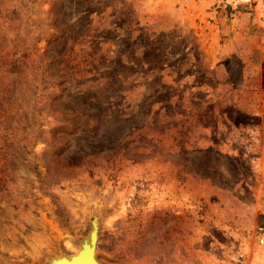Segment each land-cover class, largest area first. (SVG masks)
I'll use <instances>...</instances> for the list:
<instances>
[{
    "label": "rangeland",
    "instance_id": "1",
    "mask_svg": "<svg viewBox=\"0 0 264 264\" xmlns=\"http://www.w3.org/2000/svg\"><path fill=\"white\" fill-rule=\"evenodd\" d=\"M95 217L100 264L264 246V0H0V264Z\"/></svg>",
    "mask_w": 264,
    "mask_h": 264
},
{
    "label": "crops",
    "instance_id": "2",
    "mask_svg": "<svg viewBox=\"0 0 264 264\" xmlns=\"http://www.w3.org/2000/svg\"><path fill=\"white\" fill-rule=\"evenodd\" d=\"M215 249L212 248V249H206L204 254L201 256V261L202 259L205 261V263H195V264H231V263H225V262H221V263H215L213 261H208V259H212V258H209L208 257V254L211 253L212 255V252H214ZM220 253H222V257L224 260V258L226 259V261L228 260L229 258V262L232 261L230 259V256L231 257H234L236 259V261L233 262V264H264V246L263 245H258L257 248L252 252V254H247L249 255V258L245 261H247L246 263L243 262V260H240V257L238 254L240 253H243L244 254V258L246 257V252H245V249L241 248L239 253H235V252H231V250L229 251H225V249H221L219 250ZM214 255V254H213ZM251 258V260H250ZM249 261H252V263H249Z\"/></svg>",
    "mask_w": 264,
    "mask_h": 264
},
{
    "label": "water",
    "instance_id": "3",
    "mask_svg": "<svg viewBox=\"0 0 264 264\" xmlns=\"http://www.w3.org/2000/svg\"><path fill=\"white\" fill-rule=\"evenodd\" d=\"M97 239H98V223H97V218L95 217V219L93 220V229L91 230L89 237H85L81 243L80 248L77 250V252L74 254H71L70 257H67V258L69 260H72L74 259V257H80L83 255L84 256L90 255L92 257L95 252ZM48 264H82V263H81V260H78L77 263H73V262H69L66 259L60 257V258L53 259ZM94 264H100V262L98 260H95Z\"/></svg>",
    "mask_w": 264,
    "mask_h": 264
},
{
    "label": "bare ground",
    "instance_id": "4",
    "mask_svg": "<svg viewBox=\"0 0 264 264\" xmlns=\"http://www.w3.org/2000/svg\"><path fill=\"white\" fill-rule=\"evenodd\" d=\"M92 257L90 255H87V256L83 255V256H80V257H74V259H72V260H69V259H66V260L69 261V262H73V263H77L78 260H81L82 264H94L95 260H97L96 256H95V252H94V255Z\"/></svg>",
    "mask_w": 264,
    "mask_h": 264
},
{
    "label": "built area",
    "instance_id": "5",
    "mask_svg": "<svg viewBox=\"0 0 264 264\" xmlns=\"http://www.w3.org/2000/svg\"><path fill=\"white\" fill-rule=\"evenodd\" d=\"M260 237H261V240L264 241V226L263 225L260 227ZM240 255L244 256L243 253H241Z\"/></svg>",
    "mask_w": 264,
    "mask_h": 264
}]
</instances>
